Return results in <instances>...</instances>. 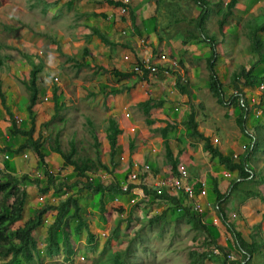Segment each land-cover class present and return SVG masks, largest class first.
Listing matches in <instances>:
<instances>
[{"label": "rangeland", "instance_id": "obj_1", "mask_svg": "<svg viewBox=\"0 0 264 264\" xmlns=\"http://www.w3.org/2000/svg\"><path fill=\"white\" fill-rule=\"evenodd\" d=\"M68 1L0 0V87L4 93V105L0 102V171L19 180V188L26 193L21 220L13 224L11 229L20 227L24 220L33 216L36 209L46 205L58 206L70 198L78 203V213L87 224V228H82L76 234L75 222L68 218L66 229L76 253L65 261L64 250L60 245V252L48 257L43 248L47 229L56 212L45 214L42 226L33 233L42 250L41 258H35L30 264H114L117 258L123 264H190L188 253L191 250L212 253L211 250L217 248L216 243L224 246L225 253L222 254L218 249V254L204 264L243 262L244 258L236 248L233 235L221 223L215 208L212 214H202L208 232L200 231L182 214L184 209L196 213L191 210L186 197L177 196L181 204L177 208L155 200L145 193L144 187L134 185V189L143 188V192L135 194L133 191L123 196L106 193L102 200L105 212L101 214L100 195L86 190L84 183L89 181L93 186L122 185L128 182L133 173L127 165L131 157L129 152L133 153L130 148L122 150L113 161L110 160L106 138L110 118H114L118 124L129 122L136 126L135 131L129 133L132 137H126L127 143L141 135L142 131L147 134V137H143L144 143L147 139H154L153 144L159 150L154 163L156 167L150 173L153 179H157L158 175H162L161 179H167L172 173L166 162L165 146L158 143L162 138L159 128L168 125L173 153L178 149L183 151V145L191 138V146L198 148L195 141L197 137L190 134L187 124L191 111L195 112L197 129H205L212 143L222 145L229 151L237 141L236 153L243 157L244 145L249 146L250 137L243 132L238 137L241 130L235 117L240 109L229 101L235 93L231 77L233 73L249 70L259 62L255 70L258 83L254 87L244 85V80L239 84L249 106L246 122L248 119L250 123L253 122L247 131L259 138V143L246 160V167L253 177L237 184L230 195L238 204L252 198L253 217L259 218L255 214V205L263 204L264 199L255 197V194L264 195L258 190L264 185L260 183L264 180V112L257 118L248 98L255 93L261 96L260 104L264 111V90L262 95L259 91L260 85L264 86V57H260L253 49L251 40L252 30L264 24V0H241L234 15L229 17L221 30L218 20L222 17L216 12L225 10L230 0H207L211 4V11L204 27L207 35L214 36L217 41L215 65L222 84L223 104L218 103L208 89L206 60L212 54L208 43L196 38L184 44L190 34L196 35L193 19L199 13V7L191 0L169 2L165 6L166 15L160 16L158 20L154 41L143 40L141 46L149 48L151 55L160 58L162 52L165 54L164 64H156L157 71L148 73L143 80L137 72L128 77L113 73L117 70L133 72L135 59L139 60L142 56L137 49L134 50L136 58L125 63L124 49L120 46H107L106 50H101V45H97L93 49L88 48V54L84 56L82 47L85 44L75 46L69 41L79 12L76 10L78 3L69 8ZM258 2L259 6L253 10L252 4ZM93 5L90 8L97 10L98 7ZM81 8L84 7H80L79 11ZM127 14L122 16L117 12L115 17L117 21H122ZM124 30L116 29L114 38L117 41L130 39ZM223 30L226 34L222 33ZM260 39L264 43V32L260 33ZM34 63H42L43 71L39 76L41 92L34 108L36 116L33 121L25 110L30 101V92L25 83L29 80ZM165 76L168 79L161 83L153 81ZM176 82L184 86L186 91H181ZM146 94L164 105V114L168 119L151 118L152 113L162 114L155 107L149 113L152 123L146 122V115L141 108ZM136 96L142 100L140 103L134 100ZM4 107L11 112L16 128L29 129L34 126L32 138L41 142L44 161L39 160L30 145L13 154L6 150L16 149L23 144L25 136L11 133V118ZM127 112H130L131 117L126 116ZM58 136L64 153H68L71 142L74 143V161L91 162L92 169L83 177L75 174L73 166H64L62 154L55 149ZM6 153L8 158L4 156ZM48 174L53 176L52 185L47 179ZM4 179L0 174V181ZM229 182L226 191L230 188ZM42 189H48L46 194L40 192ZM1 199L0 195V208ZM10 202L11 199L8 204ZM75 209L71 206L70 213H74ZM212 216L217 218L216 224L212 223ZM262 227V221L249 224L244 219L236 226L237 231L243 232L242 237L247 242H260L247 264H264ZM88 233L94 235L91 243L87 239ZM228 255L235 260L229 261ZM8 260L9 257L0 256V264H6Z\"/></svg>", "mask_w": 264, "mask_h": 264}, {"label": "trees", "instance_id": "obj_2", "mask_svg": "<svg viewBox=\"0 0 264 264\" xmlns=\"http://www.w3.org/2000/svg\"><path fill=\"white\" fill-rule=\"evenodd\" d=\"M108 5H113L115 7L120 6V3H116L112 0H103ZM195 5L200 8L198 15L194 19V30L196 35L190 34L188 38L184 41V44H187L193 39H201L202 41L208 43L209 48L212 50V54L206 60V69L208 72L207 81H208V89L211 91L213 96L216 98L218 103L223 104L224 95L222 91V84L221 80L216 74L214 69L215 66V51L217 46V41L214 36L207 35L204 24L208 16V6L209 3L207 0H191ZM240 0H230L226 3L225 10H220V14L222 18L218 20V25L220 30L222 27L225 26L226 22L228 21L229 17L234 15V10L236 9L237 5L239 4ZM264 32V24L259 26L252 32L251 40L253 41V49L259 54L260 57H264V43L263 39H260V33ZM92 33L96 36L102 43L109 45L110 41L107 39L105 34H103L99 29L93 28ZM86 48L83 49V55L85 56L88 52ZM135 63L141 64V60L136 59ZM259 63V62H258ZM258 63L254 64L251 69L246 70L242 69L239 73H233L231 77V82L233 83V87H235V93L229 99L231 103L235 104V106L239 107L240 111L237 117L238 125L241 127L242 131L245 130V118L249 112V106L247 103L242 104L240 102V95H244L241 93L239 84L244 80V85L249 87H254L258 83L257 75L255 74L256 67ZM1 64V61H0ZM81 65V64H80ZM43 71L42 63H34L32 66V70L30 72L29 80L26 81V89L30 92V101L28 105L25 106L26 112L31 115L32 120H35V111L34 108L39 102L40 92L41 89L38 85L39 76ZM148 70H144V73L141 75L142 80L145 79L148 75ZM115 75L128 77L133 72H121V71H113ZM1 85V82H0ZM176 85L179 89L183 92L186 91V88L176 82ZM56 91V89H55ZM246 98V97H245ZM0 102L4 105V93L0 87ZM160 103L153 102L151 97H147L146 100L141 102V107L143 112L146 115V122L148 124L152 123V120L149 118V112L153 107H157ZM5 112L11 118V133L12 134H21L25 136V141L23 144L19 145L16 149H9L5 148L9 153H17L19 150H22L26 146H31L34 150L35 154L39 158L40 161H44L45 154L43 153L42 144L39 140H33L32 132L34 126H31L29 129H22L16 128L14 121L12 119V114L7 107H4ZM258 118V117H257ZM258 120V119H257ZM187 124L191 130V135L197 137L199 140H202V150L207 152L211 157L217 158V162L224 166L230 172H237L238 177L237 179L233 180L230 185V192L221 195L217 194V213L222 221V223L226 226L227 230L231 232L234 237V241L236 244V248L241 252L244 260L243 262H234L233 264H247L252 255L254 254L256 248L259 247L258 242L254 240L251 242H247L243 237L242 234L237 231L232 224H230L225 216L224 211L221 209V203L224 202L228 197L231 195L232 189L239 184L241 181L251 179L253 173L246 167V160L249 153L254 151L255 146L259 143V138L256 134H252L255 138V143L251 146L252 136L250 137V144L248 146L247 151L243 155V157L238 156V158H233L232 154H224L218 148L214 147L212 144L211 139L208 136H204L202 133L198 132L197 124L195 122V112L191 111L188 115ZM173 126H170L172 128ZM168 125L159 128L161 136L163 138L164 146H165V156L167 163L171 167L172 174H177V167L178 161L177 158H174L169 141L167 139L168 136ZM122 133L120 126H118L117 121L114 118H110L108 121V127L106 132V138L109 145V157L110 160L113 161L114 157L120 154L121 146L118 144V135ZM55 149L58 153H61L64 158L65 167L73 166V171L78 177H83L86 172L90 171L91 162L88 160L85 161H77L73 160V154L75 153V146L74 143L71 142V149L68 153H64L60 146V139L59 136L55 139ZM133 143H131V147H133ZM7 152V153H8ZM6 153V154H7ZM5 179L0 181V195L2 196L1 199V208H0V256L9 257V260L6 264H20L21 262L24 264H30L35 260V258H41V252L39 248V243L33 236V233L36 229L43 224V217L45 214L49 212L55 211V218L53 222L47 229V236H46V244L44 245L43 252L48 256L52 257L53 255L60 252L61 246L64 250V260L68 261L76 252L73 248L72 241L70 239V233L67 232L68 226V218L72 219L75 222L74 232L79 234L82 228H87V224L85 223L84 219L79 215V205L76 200L70 198L65 201H62L58 206H51L46 205L42 208L36 209L33 213V216L29 219L23 221L20 227H16L15 229H11L12 225L19 222L21 220L22 211L25 205V196L26 193L24 190L19 188V180L15 179L11 174H4L0 171ZM49 175L48 181L49 184H53L54 179L53 176ZM25 177H22L24 179ZM239 180V181H238ZM260 183H264V180H261ZM195 188H200V185H195ZM84 188L93 194L100 195V213L105 212L104 204L102 203L103 196L106 193H111L116 196H123L128 195L130 192H123L121 190L120 185L114 183L109 184L108 186H104L102 184H98L93 186L89 181L84 183ZM133 188V187H132ZM48 189H42L40 192L42 194H46ZM144 191L147 195L154 197L155 200L163 201L165 203L170 204L171 206L179 208L181 206L180 200L178 197L170 196L168 194L164 195H156L155 193H151L146 188ZM255 197H260L264 199V195H260L259 193L255 194ZM11 199L10 204L8 201ZM75 207V212L70 213V207ZM123 210V209H122ZM189 222L193 224V227L200 231L208 232L207 225L205 222L202 221V214L193 213L188 209H184L183 213ZM72 229V228H71ZM88 242L91 243L94 239V235L92 233L87 234ZM215 243V242H214ZM61 245V246H60ZM217 249H220L222 254L225 253L224 246L219 244H215ZM212 253L202 252L198 253L197 250H191L188 253V258L190 264H204L205 261L209 260L211 257H215ZM114 264H123L120 259H115Z\"/></svg>", "mask_w": 264, "mask_h": 264}, {"label": "crops", "instance_id": "obj_3", "mask_svg": "<svg viewBox=\"0 0 264 264\" xmlns=\"http://www.w3.org/2000/svg\"><path fill=\"white\" fill-rule=\"evenodd\" d=\"M171 1H176V0H131L127 17L122 21H117L115 17L117 16V7L113 5H108L103 0H95L94 5H93V0H73V1L69 0L68 1L69 8H71V6H73L74 4L76 5V3H78L76 10L77 12H79L76 15V18L78 20H76L74 24V28H72L74 31H72L69 34L70 35L69 41H71V43H74L75 46H80V45L82 46L85 44L82 47V54H83L84 48H86L87 50L88 48L93 49V47L97 45H101V50H106L107 46L108 47L120 46L124 49L123 61L125 63L129 61H133L136 58L137 55L134 50L137 49L138 51H140V53H142L141 59L139 60H144V61L147 60L149 62H155V64H160V63L164 64L163 60H160V58H158L159 56L157 57V56H153V54L151 55L149 48L147 47L143 48L141 44L144 42L143 41L144 39L145 40L148 39V41L150 42L154 41L153 34L157 32L158 20L160 16H164V14L166 15V13H164L166 12L165 6ZM240 3H241V0H240ZM91 4L93 6H97L98 9L94 10L90 8ZM239 4L237 5V7L239 6ZM258 4L259 2L257 4H252L253 5L252 9L255 10V8L259 6ZM79 6L80 7L83 6L84 8H81V10L79 11L80 9ZM208 8H209L208 9V15H209V11H211V4H209ZM199 11H200V8H199ZM220 12L221 11L219 10L216 13L218 14ZM205 22H207V19ZM93 28H97L103 34H105L107 39L110 41V44L106 45L102 43L96 36H94L92 33ZM118 28L125 29L124 31H127L128 33L127 35L130 36V39L129 40L126 39L125 41H117L114 38V34H115L116 29ZM253 31L254 30H252V32ZM252 32H251V35H252ZM222 33L226 34V31L223 30ZM91 54L93 53L91 52ZM161 55H165V54L162 52ZM126 56H128L127 59H126ZM215 64H216V61H215ZM214 69L216 71V74L218 75L217 65L214 66ZM207 76H208V73H207ZM167 79L168 77L165 76V78H161L160 80L155 78L153 79V81H158L161 83L162 81H165ZM260 94L262 95L263 93L261 92ZM137 97L138 96H136L134 100L137 101V103H140L139 101L141 99ZM144 97L145 98L143 99V101L146 100L147 97H151V96L146 94ZM257 98L259 99L261 103V96H257ZM153 102L158 103L155 100H153ZM258 107L262 109L261 104L258 105ZM154 108L155 107H153L152 110ZM156 108L162 114L154 115L152 113V115L150 116L151 118L156 116L162 119H168L166 118L164 114L165 107L163 104H159ZM238 114L239 113L237 112V116L235 117V121L237 124H238L237 122ZM246 119H247V116L245 118V125H244L245 130L242 131L240 129L241 133L238 135V137L242 134V132L244 134H247L248 136H251L253 134L252 132L247 131V127H250L251 123L253 122L250 123V119H248L246 122ZM161 122L165 123V121H161ZM118 126H120L122 130V133L118 135V144H120L121 146V152L122 150H127V148H130L133 151V153L129 152L131 157L129 158L127 162L128 168L131 170V172H135L138 166H139V169L142 170V165H149L151 167L150 173H152V170L154 169V166H155L154 163L156 162V158H157L156 152L159 150L153 144L154 139L153 138L147 139V142L144 143L145 141L143 137L144 138L147 137V134L145 131H142V133H140L141 135L137 136L136 138H132V140H130V142L127 143L126 137H132L131 135H129V133L130 131H132L131 128L134 126L136 129V126L134 124L132 125L129 122L118 124ZM204 130L205 129L202 130L201 128H199L198 132L202 133L204 136H208L207 132H205ZM167 139L169 141V144H171V140L168 136H167ZM195 141H197L196 143L198 144V148L191 146V144L193 143V139L191 138V141L186 142L183 145V151H180L179 149L176 150L175 153H173L172 149L171 151H172L174 158H177L178 167H183L186 170H188L187 172L189 173V176H190V182L193 183L194 186L203 184V189L205 192L204 197H197V200L200 203H202V205L204 206V212L212 214L213 208L217 209V194L225 195L229 193L230 188L227 191L225 190L226 188H228L227 187L228 180L230 181L229 183L231 185V182H232L231 180L237 179L238 174L237 172L228 171L224 166L220 165L217 162V158H213L207 152L203 151L202 150V140H199L198 138H196ZM131 143H133L134 145L133 147H131ZM158 143H162V145L164 146L163 138H160V141H158ZM212 144L214 147L218 148L224 154H232V155L236 154L237 155L236 158H238L239 156L236 153V148L238 145L237 141H235V143L232 145V149H229V151L226 150L222 145L214 144V143ZM244 148H245L244 152H246L248 149V146L244 145ZM163 169L166 170L165 167ZM225 171L230 173L229 178H224L222 176V174ZM150 173L140 176V182L142 183L141 185H139L140 187L146 188L145 186L151 183H154L158 179H161L162 175L161 176L158 175L157 179H153L152 176H150ZM132 189L135 192V194L143 192V188H135V189L132 188ZM258 190H261L260 192L263 193L264 185H261L258 188ZM251 200L253 199L250 198L248 202L238 204L237 200H234V198L228 197L224 202L221 203L220 205L221 209L224 211L225 216L230 224L233 223L232 225L235 224L236 226H239L240 221L243 219L247 220L249 224L256 223L257 221H262V223L264 224V203L255 205V208H256L255 214L259 217V218H256V217H253L254 213H253V209H251L252 208ZM236 211L239 214L237 213L236 215L235 214ZM216 213H217V210H216ZM214 219H217V218L212 216V223ZM236 226H235V229H236ZM262 229H263V235H264V227H262Z\"/></svg>", "mask_w": 264, "mask_h": 264}, {"label": "built area", "instance_id": "obj_4", "mask_svg": "<svg viewBox=\"0 0 264 264\" xmlns=\"http://www.w3.org/2000/svg\"><path fill=\"white\" fill-rule=\"evenodd\" d=\"M112 1H114L116 3H120V6L117 7L118 14L124 16L128 13L131 0H112ZM127 58H128V56H126V59ZM160 60H165V56L161 55ZM141 62H142L141 64L135 63L133 66V70L135 72H137L138 74L142 75L144 73L145 69L149 71L148 73H150V72L155 73L157 71V65L155 64V62H148L147 60L146 61L142 60ZM263 90H264V86L260 85L259 91L262 92ZM240 102L242 104L247 103L245 96L240 95ZM248 103H251L255 115L257 117H260L262 115V109L258 107V105L260 104V101L257 98V96L253 95L250 98H248ZM126 116L131 117L130 112H127ZM131 130L134 131L135 127L133 126L131 128ZM214 141L217 142V139L214 138ZM255 141H256L255 138L252 136L251 146L254 145ZM4 156H5V158H8L7 154H4ZM232 156H233V158L237 157L236 154H233ZM150 172H151V169H150L149 165H142V170L139 169V166H138L136 171L130 174L128 182L120 185L121 190L125 193L133 192L132 187L134 185L139 186L142 184L140 182V176L146 175ZM222 176L224 178H229L230 173L225 171L222 174ZM147 187L148 188H146V189L148 191H150L153 194L155 193L158 196L164 195V194H169V195L175 196V197H177V196L186 197V199L190 202V206H191L192 211H195L198 214L204 213V206L202 205V203H200L197 200V197H204L205 192L203 189V184L200 185V188H198V189L195 188L194 184L190 182V176H189L187 170L183 167H177V174L176 175L171 173L169 178L158 179L154 183L147 185ZM115 201L117 202V199H115ZM132 202L134 203L135 200L133 199ZM179 210H181V209H179ZM216 222H217V219H214L213 223L216 224ZM211 252L213 253V255H217L218 249L213 248L211 250ZM228 259H229V261L235 260L230 255H228Z\"/></svg>", "mask_w": 264, "mask_h": 264}]
</instances>
